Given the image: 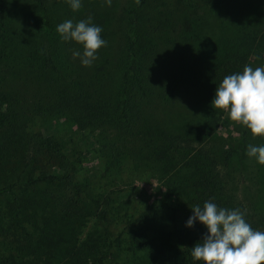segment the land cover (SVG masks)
Returning a JSON list of instances; mask_svg holds the SVG:
<instances>
[{
  "label": "trees",
  "instance_id": "trees-1",
  "mask_svg": "<svg viewBox=\"0 0 264 264\" xmlns=\"http://www.w3.org/2000/svg\"><path fill=\"white\" fill-rule=\"evenodd\" d=\"M88 17L107 44L85 67L56 26ZM263 61L264 0H82L75 12L65 0H0V264H203L191 248L207 229L185 223L209 200L264 231L228 172L264 137L224 136L228 116L211 106L224 76ZM82 140L89 153L104 148L112 172L102 176L160 182L152 203L139 196V224L114 225L112 198L86 202L101 179ZM182 194L190 210L165 223L160 210ZM88 216L100 230L73 241L62 225Z\"/></svg>",
  "mask_w": 264,
  "mask_h": 264
},
{
  "label": "clouds",
  "instance_id": "clouds-1",
  "mask_svg": "<svg viewBox=\"0 0 264 264\" xmlns=\"http://www.w3.org/2000/svg\"><path fill=\"white\" fill-rule=\"evenodd\" d=\"M75 12L82 6V0H65ZM111 6L112 0H104ZM103 29L88 17L73 23L65 20L56 26L62 41H73L82 51H73V58H79L82 66L90 67L98 59V50L107 41L101 36ZM214 109L224 110L231 121L247 128L253 138L264 137V64L252 67L245 65L242 72L223 77L211 101ZM246 156L264 165V145L249 144ZM192 208V215L185 226L194 227L198 221L207 232L203 239L191 248L194 261L203 264H264V231L254 230L245 220L240 209L218 207L211 200L203 206Z\"/></svg>",
  "mask_w": 264,
  "mask_h": 264
},
{
  "label": "rangeland",
  "instance_id": "rangeland-1",
  "mask_svg": "<svg viewBox=\"0 0 264 264\" xmlns=\"http://www.w3.org/2000/svg\"><path fill=\"white\" fill-rule=\"evenodd\" d=\"M259 65L260 63L256 64L255 67ZM73 128L74 127L72 126H60L58 127L56 132L60 135H66ZM243 128L245 127H243L239 123L231 121L228 118L225 120L219 130L226 137H235L238 136L239 130ZM55 130L56 128L54 129V132ZM88 145V143L82 140V157L87 166H94L96 168L93 177L100 176L99 178L101 179V181H99V183L101 188L98 190L93 189V196L87 194V200L85 199L86 202L90 200L91 202H93L94 199L99 198L100 196L112 198L110 210L112 212L115 211L116 213L115 218H113L114 225L122 224L120 225V228L123 230L128 225H131V223H136V225L139 224V219L141 218V216H144V214H139V210L142 209V213L143 211H146L142 207L144 205L141 204L142 199L139 196L141 195V193H146L145 205L150 204L161 195L160 191L163 190V188L161 187L162 185L156 179V177L146 178L143 176L140 178L138 176H135L133 177V179L132 177H130L129 179V176H125L122 180H116L112 176H110L109 178L102 176L106 173L105 168H107L109 172H112V168L108 169V166H112V164H109L108 159L104 154V148H102L99 144L92 148L91 153L86 151ZM257 165L258 163L255 161V159H250L249 157H247L241 165L238 163V160L233 162L228 168V172L233 173V176L237 178L236 182L239 198L244 200V203L246 202L252 204L251 209H246L251 220H260L264 223V165H262L261 170L257 169ZM257 179H259L260 181H257ZM129 190L131 193L129 192ZM173 199H180L179 205L175 203L171 204V206L168 205V207H163L160 210V213L163 212L162 214L159 213V216H162L165 220L164 222L168 224L171 223L173 219L172 209L178 210L181 215L184 214V211L190 210V206L189 204H187L188 199L186 195H174L170 199V201ZM113 219L111 216V221L108 223H111L112 225ZM85 220V223L78 222L74 225H62L66 229L70 230L69 233L73 241L81 243L86 239V236L89 233L100 230V228H98L100 225L95 218H92V216H88ZM119 233L120 232H116L113 238L115 239ZM125 240L126 239L121 238V240L116 243V245L121 244L116 249L117 251L121 246L124 245Z\"/></svg>",
  "mask_w": 264,
  "mask_h": 264
}]
</instances>
